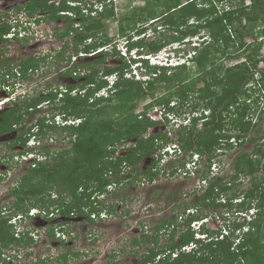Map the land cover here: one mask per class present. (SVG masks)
Segmentation results:
<instances>
[{
  "label": "trees",
  "instance_id": "1",
  "mask_svg": "<svg viewBox=\"0 0 264 264\" xmlns=\"http://www.w3.org/2000/svg\"><path fill=\"white\" fill-rule=\"evenodd\" d=\"M56 1L27 0L18 10L25 11L28 17H35L39 12L46 13L44 17L36 18L37 21L60 18L56 14L60 11L74 12V17L81 24L72 27L73 19L70 21L71 30L56 28L54 33L60 38L72 31L74 33L72 52L65 53L71 44L66 39L58 53L62 60H67L66 66L73 55L89 54L99 47L113 45L109 50L96 53L98 58L94 61H85L86 58L81 56L82 63H72L60 71L61 76L76 80L66 84V90L61 91L60 97L57 89L41 92L40 95L30 94L0 112L1 136L23 123L26 114L42 112L44 104L54 103L55 113L49 117L38 116L28 130L14 134L11 145L31 150L26 143L30 136L43 140L51 136L49 131L58 132L68 139V144L56 152L44 142L38 146L37 157L11 186L9 192L13 201L4 210L24 211L35 206L46 210L47 216L49 208L53 207L52 215L56 213L64 218L77 215L85 221H92L91 214L99 216L103 210L107 213L114 210L113 204L107 205L106 202L116 195L118 189L135 181L137 183L140 175L152 180L159 173L153 169L158 163L155 160L150 161L143 171L138 164L167 143L176 141L184 153L200 154L209 164L203 174L205 177L213 159L227 152L226 148H231L233 144H242L256 125V121L249 118L253 116L248 115L264 90V56L261 53L264 44V0H147L141 6L128 9L118 20V34L127 38L130 47H137L143 53H156L169 43L188 41V37L196 36L201 30L208 31L205 36H199L198 45L191 47L194 55L187 64L165 68L149 65L144 60L145 80L125 76L129 65L122 56L116 55V39L107 35V21L115 16L114 8L108 6L107 0H97L103 7L94 16L81 14L80 5L70 6L68 0ZM0 14L5 16V13ZM1 17L0 41L2 35L13 27ZM191 19L193 22H190ZM166 30L171 32L165 34ZM148 33H152L151 37H147ZM246 37L252 40L246 42ZM87 39L91 42L86 43ZM237 43H240L239 47ZM231 46L233 49L228 52ZM241 51H244L243 60L225 68L222 73V58H237ZM107 55L120 62L98 67L97 64L104 62ZM47 58V55H27L15 59L0 50V82L6 83L9 76L14 78L17 75L23 80L29 71L34 73ZM82 66L86 69L84 74L79 71ZM111 74L117 75L113 90H109L107 96H96L98 90L107 86L105 78ZM201 83L202 86H199ZM148 96L150 102L136 112L138 103ZM172 100L176 105H169ZM154 106L178 116L183 110L193 113L203 109L208 110V114L201 120L193 116L189 126L177 127L178 137L173 140L168 131L148 133L149 128L166 120H153L147 114ZM56 114L61 115L65 123H55ZM263 114L264 110H260L258 118ZM33 126H36L35 133L30 132ZM231 138L236 142L232 143ZM127 140L134 142L122 148ZM22 152L19 150L17 154ZM259 170L264 171V148L257 145L254 154L239 152L232 162L230 179L223 182L219 176L210 178L198 200L182 206L183 209L197 207L199 203L207 211L201 209L188 214L184 222L178 221L179 212L161 218L152 226V233L133 238L136 244H147L145 251L133 255L137 256L133 262L108 264H264V174L258 175ZM247 177L250 185L239 190L241 180L238 179ZM111 183L115 187L108 190L107 185ZM103 193L109 197L99 198L98 195ZM221 194L225 195V203L218 200ZM125 197L121 192L119 198L122 200ZM234 198H241V201L232 203ZM249 208L256 209L250 221L238 220L236 216L229 221L225 218L224 227L228 232L220 238L221 230L203 224L200 231L206 234V238L196 239L189 226L193 219L206 216L209 212L223 209L233 213ZM7 217L0 209V263L4 264H7L8 257L4 250L14 244L28 246L33 241L28 233L15 235ZM53 219L50 217L48 221ZM60 222L68 223V220ZM245 225H248V230L240 231ZM180 226L184 229L180 230ZM171 227L165 244L159 245L160 232ZM48 234L53 238L52 228ZM231 236L238 238L237 243ZM192 240L196 241L194 250L172 255ZM67 255V252L60 253L58 258L66 262ZM157 256L158 260H155Z\"/></svg>",
  "mask_w": 264,
  "mask_h": 264
},
{
  "label": "rangeland",
  "instance_id": "2",
  "mask_svg": "<svg viewBox=\"0 0 264 264\" xmlns=\"http://www.w3.org/2000/svg\"><path fill=\"white\" fill-rule=\"evenodd\" d=\"M146 1L147 0H113V3L108 5L109 7L112 6L114 8L115 16L113 20L107 21V35L109 37L118 39L116 40L117 44L119 42V38L121 37L117 30L118 20L128 11V9L133 6H141ZM83 2L84 0H81L82 4ZM0 4H4L3 0H0ZM6 8H8V6ZM190 22H193V19H191ZM147 24L148 23L145 25ZM31 27L32 29H27L25 38L10 41L8 42L9 45L7 43H2V46L0 45V50L3 51L5 55L11 56L15 59H19L20 57H25L27 55L29 56L33 53H44L48 50H52V53L50 54L54 55L55 50L60 47L61 42L63 41V39H57L53 35L54 29L57 27L62 28L64 26L62 24L57 26L51 22L42 21L40 23L32 22ZM170 32L171 30H166L165 34H169ZM206 34H208V31L203 29L197 33L196 36H205ZM151 35L152 33H148L147 37H151ZM188 38L192 39L191 41L196 39L195 36ZM250 40H252L250 37L245 38L246 42ZM179 43L181 46L179 50L183 53L187 54L188 52L192 51L190 43ZM176 44L177 43H175V45ZM237 44L239 47L240 43ZM120 48L124 59L128 62V53L125 52V48H123L122 45H120ZM71 49L72 47L70 45L66 50L71 52ZM232 49L233 47L231 46L227 49V51L231 52ZM243 53L244 51H241L239 57L237 58H222V73L225 68L236 64V62L242 61ZM261 53L264 56V44ZM161 55H163V53H161L159 56ZM80 58L82 57H75L74 62L82 63L84 60L83 58ZM97 58V55H93L88 57V59H85V61H94ZM64 60L65 59L57 62L56 56H54L52 59H48V62L42 63L41 68H39L38 71H35L34 74H32L28 79L17 81L22 83L23 90L24 88L29 89L30 93L36 94H39L42 91L55 89V87L63 88L67 83L69 84L76 82V80H72L71 77H64V75L62 77L57 74L58 68H64L66 65ZM153 60L156 61V58ZM119 62L120 61H116L114 56L112 57L107 55L104 62L97 64V66L102 67L105 64L113 65L118 64ZM83 68L84 67L82 66L81 69ZM135 72H137V74ZM138 73L139 72L137 70H134L131 67V71L127 72L126 76L133 75L135 78H138ZM199 86H202V83ZM148 102H150L149 96L142 99L136 107V112H140L143 109V106ZM55 107L56 105L54 103H48L47 105H44V107H41L44 108L42 109V112L26 114L23 123L17 124L14 130L3 133L0 136V209L3 210L4 216H13L12 214L14 210L12 208V210H4V207L10 206L13 201V196L10 194L9 190L11 186L15 185L21 174H23L31 164L30 159H27L26 161L22 159L17 160L20 158L19 155L16 156L17 152H19V150L23 151L25 148L19 147L17 145H11L12 138L14 134L20 133L21 130H28L30 124L36 121L38 116L45 115L46 117H49L52 113H55ZM162 110V108L154 106L148 110L147 114L150 115V117L152 116L153 118L160 119V116H162ZM260 110H264V96L259 99L257 104H253L252 109L249 110L250 113L248 116H253L249 118L252 119L253 122L256 121V125L249 131L243 143L233 144L231 148H226L227 152L219 155L215 159L217 161L216 163L219 172L218 176L223 180V182L228 180V178L230 179L232 174V162L239 152L246 151L249 154H254V151L257 149V145H260L262 148H264V114L261 116V118H258ZM185 113H187V111L183 110L182 113H180L181 116L175 114L173 118L178 119H174L175 122L173 123L170 121V127L155 126L154 128L152 127L149 129V133L164 131L165 128H168L166 130L169 131V136L175 140L178 137V133H176L175 130L177 127H179L178 123L181 122L182 116L186 120L184 125L189 126L190 124V120L185 117ZM55 119L58 120V118ZM197 126L201 128V125L197 124ZM49 134H51V136H46V138L43 140H39L40 145H42L44 142L52 151L56 152L68 144V139L63 138V136L58 134V132L49 131ZM133 142L134 141L127 140L122 148H124L126 145H132ZM170 144L173 143L171 142L168 145ZM29 145V147H36V139L31 137ZM4 154L6 155L5 157ZM11 154L15 155L11 156ZM159 154L160 153L158 150H156L150 157H146L144 161L138 164L139 169L143 171L145 166L150 161L160 158ZM182 154L184 153H178L177 160L173 161L171 165H167L171 163L169 162L170 159H159L157 167L164 169L166 172L162 174L159 171V174L155 176L156 180L154 183L145 175H140L139 178H147L148 182L146 180L143 184H139V181L142 180L138 179L137 183L134 180L135 183L126 184L120 190L118 189L116 195L114 197H110L106 202L107 205L110 203L113 204L114 210L111 211V213L103 211L105 213L104 218H98L92 221H85L83 218H80L77 215H69L67 218H64L62 215H58L50 221H48V219L42 215L31 219L23 218V220L18 224V229L29 230V234L33 238V241L28 246L14 244L7 250H4L3 252L5 256H8L6 257L7 264H22L23 262H39V264L40 262H44L41 264H108L111 262H133L137 258V256L133 257V255H135L136 252L145 251L147 246V244L144 246L142 244H136V242L133 241V238L135 236H139L140 234L141 236H144L145 234L152 233V226H154L161 218L173 215L177 212H182V210H184L182 207L183 204L197 201L198 196L201 194L197 188V179H199L198 174L189 177L182 176L180 173L176 175H172L171 173L167 174L170 172L172 165H179V167L181 166L182 168L181 161L188 158V154H186V156ZM162 157L164 156L162 155ZM146 173L147 172H145V174ZM257 174H264V171L259 170ZM238 180H241L239 190H243L250 185V180L248 177L240 178ZM121 192L126 195V197L122 200L119 198ZM231 192L232 190L230 193ZM54 195H56V193H54ZM105 197H109V195H106ZM179 203L181 204L178 205ZM197 209L207 211V209H203L199 203ZM224 213L225 211L222 209H220L218 212L214 211L211 213L207 219V226L217 229L221 225L225 224L223 216H228L227 220H231L235 217V215L232 213ZM62 219L68 220V223H64L63 225L68 227V232L70 235V237L66 236L65 244L51 239V237L47 234V231L53 226L57 227ZM178 228H181V226ZM171 229L172 227L160 232L159 245L165 244V240L168 237V232H170ZM20 234L21 233L19 231L15 233V235L18 236ZM65 252L68 253L67 261L63 262V260H60L58 256L60 253Z\"/></svg>",
  "mask_w": 264,
  "mask_h": 264
},
{
  "label": "clouds",
  "instance_id": "3",
  "mask_svg": "<svg viewBox=\"0 0 264 264\" xmlns=\"http://www.w3.org/2000/svg\"><path fill=\"white\" fill-rule=\"evenodd\" d=\"M107 2L109 3V5H111V3H113V0H107ZM68 3L70 4V6H74V7L77 6V5H80L81 14H85V15L90 14L91 16L96 15L97 11L101 10L102 7H103L102 3L98 2L97 0H84L83 4L81 3V1H79V3L74 2V1H71V2H68ZM89 7H92V11H89ZM13 11H14L13 8H10V7L6 8V7H4V5L0 4V13H5V16L0 14L2 16L1 18H4V20H6L9 23H11L12 26H13L6 34L2 35V39L0 41V45L2 43H7L9 45L8 42H10V41L20 40V39L25 38L27 29H32V27H31V23L32 22L33 23H40L42 21H45L43 19L37 21L36 18H39L38 16L28 17L26 15V13H24V12L20 13V12H15V11L13 12ZM23 13H24V15H23ZM62 13L64 15L70 16L72 20L76 18V17H74L75 14H74V12L72 10L62 11ZM17 24H18V26H16ZM80 24H81L80 21H75L74 20L72 26H74L76 28ZM55 29H54V31H55ZM58 29H61V28H58ZM7 34H10V35L7 36ZM53 35H54V32H53ZM195 37H196V39L194 41H191L192 39L187 38L188 41H183V42L184 43H190L191 47L193 45H198L199 41L201 40V38L199 36H195ZM116 40H118V39H116ZM116 40H115V42H116ZM90 42H91V39H87L86 43H90ZM175 43H177V44L175 45ZM8 45H6V46H8ZM120 45H122V47L125 48V52L128 53V55H129L128 62H127L129 67H128L126 73L130 72L131 71V67H132L134 70H137L139 72L138 73L139 77L136 78V79H142V80L147 79V76L144 73V71H145L144 64H143L144 60H147L148 64L152 65V66H160V67H165V68H172V67L179 66V65H181L183 63L187 64L189 59H191L192 56L194 55V52H193L192 48H191L192 51L188 52L187 54H185L182 51H180L179 49L181 48V46H180L179 42L169 43V44L164 46L161 50H159L156 53H143L137 47H130L127 38L122 36V37L119 38L118 44L116 43V51L118 52L116 55L117 56H122V57H123V55L121 53ZM109 47L112 48L111 45H107V48L99 47L94 52H91L89 54L79 53V56L73 55L71 57V60H70V63H69L68 66L73 65L75 63L74 62L75 57L83 56L84 58L88 59V57H91V56L95 55L96 53L103 51L104 49L109 50L110 49ZM72 50H73V48L71 49V52H72ZM60 51H61V49L58 48V49L55 50V54L54 55L50 54V53H52V50L51 51L50 50L45 51L44 53H38V55H36L35 53L31 54V55H34V56H37V57L46 56L47 55L48 56L47 59L50 60V59H52V57L58 55V53ZM66 52L68 53V50H66ZM191 52H192V54H191ZM161 53H163V55L159 56ZM155 56H157V57H155ZM154 58H156V61L153 60ZM64 61L66 62V65H67V60H64ZM46 62H48V60ZM66 65L64 66V68L68 67ZM133 65H134V67H133ZM39 68H41V66ZM64 68H62L60 71L64 70ZM38 69L35 70V71H38ZM79 71L84 74L86 69H81ZM126 73H125V76H126ZM135 73L137 74V72H135ZM32 74H34V73H32ZM32 74L29 71L28 75L25 78H23V80L24 79H28ZM116 76H117L116 74H111V75L107 76L105 78L108 81L107 86L104 87V88H101L100 90H98L95 93V95L96 96H107L110 93V91L113 90V85L115 84V80L117 78ZM130 76H133V75H130ZM68 77H70V76H68ZM134 78H135V76H134ZM17 80H22V79H20V76H18V75L16 77H14V78H10V76H9L8 80L6 81V83L5 82H3V83L0 82V101L2 100V103H0V110H2L3 108L7 107L8 105H12L14 103L20 102L27 95L36 94V93H30L29 89H25L24 88V90H23L22 89V86H23L22 83L20 81H17ZM65 86H66V84L64 85L63 88L55 87V89H50V90L55 91L57 89L56 91H58V97H60L61 96V91H65L66 90ZM42 92H46V91H42ZM40 93L36 94V95H40ZM260 93H261V97L260 98H262L264 96V90L261 91ZM44 105H47V104H44ZM169 105H176V102L174 100H172ZM161 113H162V116H160V119H156V118H153L151 116V118L153 120H157V121H161L164 118H166V120H164L165 121L164 123H162L160 125H157L159 127L160 126H164V127H168L169 126L170 127L169 122L171 121L173 123V122H175L174 119H178V118H173V116H175L174 113L168 112V111L165 112L164 109L161 111ZM207 114H208V110H203V109L202 110H195V112H193V113H189V111H187V113H185V117H187V119L190 120V118L194 116V117L200 118V120H201L203 118V116H206ZM163 115H164V117H163ZM179 116H181V115H179ZM55 118H58V120H56ZM54 121H55V123H61V124L65 123L63 121L62 116L59 115V114L54 115ZM185 121H186L185 118H183V116H182V120H181L180 123H178V126L184 125ZM68 122H71V121H68ZM200 123H198V124L201 125ZM31 125H33V124H30V126ZM166 129H168V128H165L164 131H168ZM35 131H36V126H33L31 128V132L35 133ZM148 133H149V130H148ZM31 137L33 139H36L34 135H31L30 138L27 141V146L28 147L30 146L29 145V141H31ZM230 141L232 143L236 142V140L234 138H231ZM36 143H37V146L36 147H30L31 150L25 151V149H24L22 153L16 154V156H18V155L20 156V158H18L17 160L22 159V160L26 161L27 159H30V161L32 162V160L35 157H37L36 151L38 150V146L40 145V141L36 139ZM169 143H171V142H169ZM169 143L166 144L167 146L165 145L164 147L158 149V152L160 153L159 154L160 155L159 159H161V158L162 159H164V158L170 159L169 162H171V163L168 162L169 164H167V165H171L173 161L177 160L178 153H184L183 150H180L179 145H178V143L176 141L175 142L172 141L173 144L168 145ZM171 145H174V146H171ZM186 154H188V153H184L182 155L186 156ZM162 155L164 157H162ZM159 159H157L155 161H157L159 163ZM215 159L216 158H214L213 161L210 163L211 164L210 165V169L208 171V174L205 177H203V174H204V171L206 170L207 165H209V164H206V162L204 161L203 157L200 154L198 155L197 153H194L192 155L188 154V158L185 159V160L183 159L181 161L182 168H181V166L179 167V165L178 166H173L172 165L170 172L168 171L169 173H167V174L171 173L172 175H176V174L180 173L182 176H185V177L195 176L196 174H198V178L199 179H197V188H198V190L200 192H202L206 188V186L208 185L209 179L212 178V177L218 176L219 172H218L217 163H216L217 161ZM152 161H154V160H152ZM158 163L156 164V167H154L153 169L154 170H158L162 174H164L166 171L164 169H162V168L161 169L158 168L157 167ZM172 171H174V172L172 173ZM140 180H142V181H139V184H143L144 181H146V180L148 182L147 178H143L142 179V177H141ZM155 180L156 179L154 177L152 179V182L154 183ZM114 187H115V185L112 184V183L107 185V189L108 190H113ZM98 196H99V198H103V197L106 196V193L99 194ZM218 200L220 202H222V203H225L226 202L225 195L221 194ZM238 201H241V198H234L232 200V203H236ZM52 208L51 209L49 208L50 212L48 211L49 213H48L47 216H46V213H47L46 210L40 209L39 207H35V206H31L29 208H26L24 211H16V212L14 211L13 214H12L13 215L12 217H10V215H8V217H7L8 218V223L10 225H12V229L14 230L15 233L17 231H19L21 234L22 233H25V234L28 233L29 234V230H27V229H23V230L18 229V224L23 220V218H30L31 219V218H35L37 216H41L42 215L43 217H45L47 219H50V217L58 216V214H56V213H54V215H52L53 214L52 212H54V211H52ZM197 210H198L197 207H189L188 206L187 208L182 210V212L178 213V215H177L178 221L179 222H184V220L188 216V214H193ZM103 211H105V210H103ZM103 211H101L99 213V216L96 215V214H91V217L94 218V220L98 219V218H104L105 213ZM255 211H256V209L249 208L248 210H244V211H241V212H233L232 214L235 215L238 220H243L244 219V220L250 221L253 218ZM198 212H199V210H198ZM211 213H213V212H209L206 216H203L201 218L193 219L189 223V226L194 231V237L196 239H198V238H206V234L201 233L200 230H201V226L203 224H206V226L208 225L207 224V219L209 218ZM224 214H230V212L229 213L225 212ZM216 215H218V214H216ZM223 217H224L223 218L224 222L226 223L225 218L228 217V216H223ZM63 224L64 223L60 222L57 227L56 226L52 227L53 238H51V239H53V240H55L57 242H62V243L65 244L66 236L70 237V235H69V232H68V227L63 225ZM224 226H226V224L221 225L217 229L216 228H211L209 226L208 227L211 228V229H214V230H221V234L219 235V238H220L221 235L226 234L228 232V229L226 227H224ZM248 228H249L248 225H245V226H243L242 230H240V231H247ZM183 229H184V226H181L180 230H183ZM47 234H48V231H47ZM48 236H49V234H48ZM231 238H234L235 243H237L238 238H235V236H231ZM195 248H196V241L192 240L189 243H187V244L181 246L180 248H178L177 250H175L172 253V255L175 256L177 254V252H179V251L190 252V251L194 250ZM168 252H169V250H168ZM158 257L159 256H157L155 260H158Z\"/></svg>",
  "mask_w": 264,
  "mask_h": 264
},
{
  "label": "flooded vegetation",
  "instance_id": "4",
  "mask_svg": "<svg viewBox=\"0 0 264 264\" xmlns=\"http://www.w3.org/2000/svg\"><path fill=\"white\" fill-rule=\"evenodd\" d=\"M18 0H3V5H4V7H10V8H13L14 10H16L17 12H22V10H18V9H22V5H25V3L27 2V0H22V1H20V2H17ZM71 1H74V2H77V3H79V0L77 1V0H68V2H71ZM56 3H59V0H57L56 1ZM24 13H25V11H23ZM57 14V17L60 15L61 17L60 18H52V19H50V20H45V22H51V23H53V24H56L57 26H60L61 24L64 26V27H62L61 28V30H64V29H67V30H71V23H70V21L72 20L71 19V17L70 16H67V15H64L63 13H62V11H60V12H58V13H56ZM46 15V13H41V12H39V13H37V16L38 17H44ZM75 21H78L76 18H75ZM61 22V23H60ZM59 23V24H58ZM72 27H74V26H72ZM57 28H59V27H57ZM70 28V29H69ZM75 28V27H74ZM54 33H55V31H54ZM69 36H70V38H69ZM73 36H74V33H73V31H72V33L70 32V35H68V36H66V37H56L57 39H63V41L61 42V45H60V49H62V47H63V43L65 42V40L67 39V40H69L70 42H71V44L70 45H72V43H73ZM69 45V46H70ZM67 53V52H66ZM34 54V53H33ZM36 55H38V53L36 54ZM56 61L58 62V61H62V57H61V55H56ZM62 69V68H61ZM61 69H59L58 68V72H57V74H60V70ZM63 77V76H62ZM72 79V78H71ZM2 110H0V112H1ZM13 146H16L17 144H12ZM18 146V145H17Z\"/></svg>",
  "mask_w": 264,
  "mask_h": 264
},
{
  "label": "built area",
  "instance_id": "5",
  "mask_svg": "<svg viewBox=\"0 0 264 264\" xmlns=\"http://www.w3.org/2000/svg\"><path fill=\"white\" fill-rule=\"evenodd\" d=\"M10 34H7V36H9ZM0 103H2V100L0 101Z\"/></svg>",
  "mask_w": 264,
  "mask_h": 264
},
{
  "label": "water",
  "instance_id": "6",
  "mask_svg": "<svg viewBox=\"0 0 264 264\" xmlns=\"http://www.w3.org/2000/svg\"><path fill=\"white\" fill-rule=\"evenodd\" d=\"M18 1H22V0H18Z\"/></svg>",
  "mask_w": 264,
  "mask_h": 264
}]
</instances>
